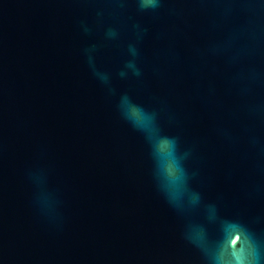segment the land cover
<instances>
[{"label":"water","instance_id":"water-1","mask_svg":"<svg viewBox=\"0 0 264 264\" xmlns=\"http://www.w3.org/2000/svg\"><path fill=\"white\" fill-rule=\"evenodd\" d=\"M237 218L264 233V0H0V264H208Z\"/></svg>","mask_w":264,"mask_h":264},{"label":"clouds","instance_id":"clouds-1","mask_svg":"<svg viewBox=\"0 0 264 264\" xmlns=\"http://www.w3.org/2000/svg\"><path fill=\"white\" fill-rule=\"evenodd\" d=\"M155 3L156 0H145L147 5ZM127 112L136 124L151 128L150 117L142 109L130 105ZM155 150L166 177L179 192L185 172L175 154V141L168 137H157ZM198 239L202 240L203 237L198 236ZM203 259L208 264H264V233L258 232L250 222L243 219L222 220L218 245L207 248Z\"/></svg>","mask_w":264,"mask_h":264}]
</instances>
